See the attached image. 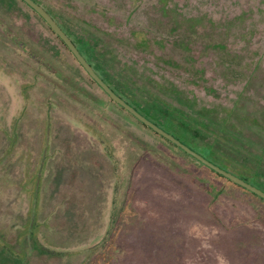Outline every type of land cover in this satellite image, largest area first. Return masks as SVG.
Instances as JSON below:
<instances>
[{
  "label": "rangeland",
  "instance_id": "obj_1",
  "mask_svg": "<svg viewBox=\"0 0 264 264\" xmlns=\"http://www.w3.org/2000/svg\"><path fill=\"white\" fill-rule=\"evenodd\" d=\"M33 1L111 74L103 47L130 53L132 31L209 78L263 73L264 0ZM0 264H264V203L134 122L0 0Z\"/></svg>",
  "mask_w": 264,
  "mask_h": 264
},
{
  "label": "flooded vegetation",
  "instance_id": "obj_2",
  "mask_svg": "<svg viewBox=\"0 0 264 264\" xmlns=\"http://www.w3.org/2000/svg\"><path fill=\"white\" fill-rule=\"evenodd\" d=\"M44 25L50 31L45 23ZM50 33L69 53L62 42L51 31ZM129 35L134 39L130 53L117 52L112 46L103 47L105 59L114 74L107 72L108 69L98 59L91 61L89 55L82 53L67 35L66 37L94 74L124 104L205 161L264 194V87L258 89L252 84V80L258 79L264 86V66L262 75L257 73L260 59L235 65L233 69L242 71L244 78L229 76L231 67L224 63L220 64L221 67L218 66L222 72L209 78L206 76L209 70L207 61L200 55L187 54L186 60L177 62L170 54L164 55L161 52L164 41H148L138 31H132ZM71 57L74 59L72 55ZM84 73L86 74L85 71ZM90 81L111 104L125 114L128 113L113 102L95 82ZM171 114L175 115L174 118ZM129 115L132 118L127 116L133 121L135 119L144 129H149ZM148 132L178 153L177 149L181 150L152 130ZM188 156L187 158L195 160ZM195 161L215 176L264 203L262 198L249 190Z\"/></svg>",
  "mask_w": 264,
  "mask_h": 264
},
{
  "label": "water",
  "instance_id": "obj_3",
  "mask_svg": "<svg viewBox=\"0 0 264 264\" xmlns=\"http://www.w3.org/2000/svg\"><path fill=\"white\" fill-rule=\"evenodd\" d=\"M22 2L27 8L32 10L50 29V31L62 42L65 48L69 51V53L74 57L77 64L86 72L88 77L95 82L103 92L116 104L121 106L125 111L131 114L134 118L140 121L144 126L148 127L152 130L155 134L161 136L162 138L168 140L169 142L173 143L175 146L180 148L186 154L193 157L195 160L200 162L201 164L205 165L209 169L215 171L217 174L227 178L231 182L249 190L253 194L257 195L258 197L264 200V194L259 192L258 190L248 186L247 184L243 183L242 181L236 179L235 177L221 171L217 167L213 166L211 163L205 161L203 158L183 146L181 143L174 140L171 136L165 134L163 131L155 127L153 124L145 120L143 117L138 115L134 110H132L129 106L124 104L120 99H118L103 83L102 81L94 74L91 67L87 64V62L79 55L77 50L75 49L74 45L71 41L66 37V35L61 31V29L56 25V23L52 20V18L45 12L38 4H36L33 0H19Z\"/></svg>",
  "mask_w": 264,
  "mask_h": 264
},
{
  "label": "trees",
  "instance_id": "obj_4",
  "mask_svg": "<svg viewBox=\"0 0 264 264\" xmlns=\"http://www.w3.org/2000/svg\"><path fill=\"white\" fill-rule=\"evenodd\" d=\"M17 1H19V0H17ZM20 2V1H19ZM21 3V2H20ZM22 4V3H21ZM27 8V7H26ZM28 9V8H27ZM128 116H130L128 113H126ZM131 117V116H130ZM132 118V117H131ZM134 121L135 122H137L135 119H134ZM138 123V122H137ZM138 124H140V123H138ZM141 125V124H140ZM142 126V125H141ZM145 129H147V128H145ZM148 131H150L149 129H147ZM178 151H179V153L182 155V156H184V157H189L188 155H186L184 152H182L181 150H179V149H177ZM191 159V158H190ZM191 160H193V159H191ZM194 162H196L195 160H193ZM211 172V171H210ZM212 173V172H211ZM214 174V173H213ZM215 175V174H214Z\"/></svg>",
  "mask_w": 264,
  "mask_h": 264
}]
</instances>
